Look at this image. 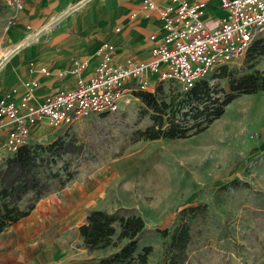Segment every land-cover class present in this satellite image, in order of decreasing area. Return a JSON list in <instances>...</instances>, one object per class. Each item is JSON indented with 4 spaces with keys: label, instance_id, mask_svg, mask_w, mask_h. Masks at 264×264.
I'll return each instance as SVG.
<instances>
[{
    "label": "rangeland",
    "instance_id": "rangeland-1",
    "mask_svg": "<svg viewBox=\"0 0 264 264\" xmlns=\"http://www.w3.org/2000/svg\"><path fill=\"white\" fill-rule=\"evenodd\" d=\"M7 10L0 0V35ZM256 70L264 74V40L230 62L227 77L214 71L205 80L228 92L232 77ZM145 92L157 103L186 95L175 81ZM139 93L114 113L36 127L25 146L45 191L24 194L18 206L33 209L0 240L34 264H100L129 240L116 232L109 245L87 248L78 226L98 209L142 217L136 254L150 247L146 264H264V90L240 94L207 129L180 139L140 137L154 110ZM15 155L0 153V169Z\"/></svg>",
    "mask_w": 264,
    "mask_h": 264
},
{
    "label": "built area",
    "instance_id": "built-area-1",
    "mask_svg": "<svg viewBox=\"0 0 264 264\" xmlns=\"http://www.w3.org/2000/svg\"><path fill=\"white\" fill-rule=\"evenodd\" d=\"M2 3L14 10L23 7V0ZM142 5L156 10L162 22L163 35L151 47L150 56L118 61L112 57L113 46L105 43L90 74H84L87 62L77 63L71 86L22 109L36 85L35 80L25 81L26 93L19 104L9 95L0 99V153H13L28 144L40 124L57 127L91 114L117 112L125 95L152 91L155 83L175 81L187 91L264 40V0H224V16L213 28L205 22L203 0H169L163 5L143 0Z\"/></svg>",
    "mask_w": 264,
    "mask_h": 264
},
{
    "label": "crops",
    "instance_id": "crops-1",
    "mask_svg": "<svg viewBox=\"0 0 264 264\" xmlns=\"http://www.w3.org/2000/svg\"><path fill=\"white\" fill-rule=\"evenodd\" d=\"M142 1L23 0L22 9L8 8V24L0 35L6 52L0 62V99L9 95L19 104L26 93L24 82L35 80L31 98L22 109L39 105L47 95L73 84L77 63L87 62L84 74H90L99 60L97 51L105 43L113 46L115 60L147 59L163 29L157 11L143 7ZM151 1L163 5L169 0ZM203 1L205 22L216 27L225 13L224 0ZM34 263L0 240V264Z\"/></svg>",
    "mask_w": 264,
    "mask_h": 264
},
{
    "label": "trees",
    "instance_id": "trees-1",
    "mask_svg": "<svg viewBox=\"0 0 264 264\" xmlns=\"http://www.w3.org/2000/svg\"><path fill=\"white\" fill-rule=\"evenodd\" d=\"M255 44L253 48H255ZM250 50V51H251ZM227 65L219 67L218 77H227ZM229 91L216 89L204 79L197 81L186 91L184 98L176 103H157L153 94L140 90V96L152 107L153 125L140 132L144 139L169 138L180 139L198 134L209 127L224 113V107L240 94H252L264 90V74L258 70L229 80ZM218 94H223L220 98ZM186 108V109H183ZM166 115V119H164ZM27 145V144H26ZM14 158L8 160L6 167L0 169V231L6 226L27 216L33 209L31 204L25 209L18 202L28 191L33 190L36 198L45 189L34 172L35 156L25 145L14 152ZM30 173V174H29ZM145 224L136 214H110L103 210H92L85 221L78 226V232L84 245L89 249L103 248L110 244L112 236L118 232V239H128L117 252L101 259L100 264H146L150 247H144L137 253L136 235ZM167 237L168 231H162Z\"/></svg>",
    "mask_w": 264,
    "mask_h": 264
},
{
    "label": "bare ground",
    "instance_id": "bare-ground-1",
    "mask_svg": "<svg viewBox=\"0 0 264 264\" xmlns=\"http://www.w3.org/2000/svg\"><path fill=\"white\" fill-rule=\"evenodd\" d=\"M6 52L0 47V62L5 58Z\"/></svg>",
    "mask_w": 264,
    "mask_h": 264
}]
</instances>
